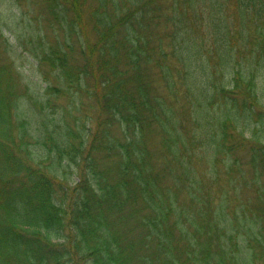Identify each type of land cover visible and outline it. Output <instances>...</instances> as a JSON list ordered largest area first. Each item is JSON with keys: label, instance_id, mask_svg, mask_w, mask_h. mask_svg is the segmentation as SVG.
Returning <instances> with one entry per match:
<instances>
[{"label": "trees", "instance_id": "16d2710c", "mask_svg": "<svg viewBox=\"0 0 264 264\" xmlns=\"http://www.w3.org/2000/svg\"><path fill=\"white\" fill-rule=\"evenodd\" d=\"M169 2L28 0L0 14L36 21L13 32L15 58L0 29V264H264V192L263 209L207 196L222 176L239 189L248 169L264 176L252 97L264 0Z\"/></svg>", "mask_w": 264, "mask_h": 264}, {"label": "rangeland", "instance_id": "374dc122", "mask_svg": "<svg viewBox=\"0 0 264 264\" xmlns=\"http://www.w3.org/2000/svg\"><path fill=\"white\" fill-rule=\"evenodd\" d=\"M23 3L25 5H28V0L24 1ZM20 4H21V1L18 2V0H0L1 17L7 16L11 11L12 12L18 11L19 6L24 7V8L26 7L25 5H20ZM169 4L172 5V0H170ZM167 10H171V7H168ZM29 11L31 12V10H29ZM230 22H231V20H230ZM35 23H36V21L34 19H18V20L0 19V29L2 28L3 33L6 32L7 35L10 37V39L15 44V43H17V40H16L15 36H13L12 32H14V33H17V31L21 32L20 28H22L24 25L27 29L28 28L27 24H29L31 26L32 24H35ZM232 24H235L237 27H241L242 29L244 28L243 23L241 25H239L240 22L238 23L237 19H234V22ZM6 27H9V29H5ZM42 35L46 39L52 41L53 32L51 30L42 31ZM237 36H238V34H237ZM17 45L18 44H15L14 49H12L14 51H17L14 53V58L20 53V48L19 47L17 48ZM30 61H32L31 58H30ZM17 63L21 64L22 59H17ZM32 63L34 64V62H32ZM21 68L24 71L25 75H27L29 78H33L36 81L38 79H40L39 75L37 74L33 65H29L26 58H25V64H23ZM252 70L254 71L255 77L258 76L255 79L254 84L256 85V87H257V84L259 86L258 87V89H259L258 93L256 91H253L252 97H253V99L258 100L257 103L260 106L259 110H264V94H262V93H264V67L260 66L258 63H255L253 65ZM257 74H259V75H257ZM261 89H262V92H261ZM64 98H65V96H61L59 98V101H63ZM255 110H257V109H255ZM31 111L35 112L34 117H36L38 114L40 116V114H41V109L37 105H32ZM250 134L251 133H249L248 136ZM91 142H92V144H94L93 139L91 140ZM153 148H154V150H153L152 154L150 155L151 158L149 159V161L151 162V165L157 164L155 169L162 170L163 168L161 166V162L164 160V157L162 156L163 152L160 151L161 147L158 144H154ZM162 151H164V150H162ZM247 151H244L242 153V157H243L242 159H244L245 162H246V160L248 162V158L250 157L249 152L246 153ZM94 153L95 154H101V153H103V150L95 148ZM160 156H162V159ZM166 159L169 160L168 158H166ZM158 161H160V162L158 163ZM248 171H250L251 174H248V176H247L248 178L245 179V182H247V184L241 185L243 188L239 189L238 186H235V183L233 181H229L230 184L227 183L226 177L222 176L220 180L216 181V184L214 185V187L210 186V190L207 188L209 190V193L207 194V196L212 195V197H215V196L221 195V193H220L221 191L227 190L228 195L230 196L232 204H233L232 207L236 206L237 208L242 209L244 206L247 208L255 207V209H259V208L263 209V207L260 206L262 204L261 200L263 198H261L259 196V194L261 192H264V176H261L260 183L256 184L255 180H254L255 177L252 174L253 173L252 169H248ZM249 175H251V176H249ZM59 177H61V175H59ZM110 177H111V179H114L113 181H115L119 178V176H115V175L114 176L111 175ZM67 178H68L69 182L72 183L71 185L75 184L76 181L78 180V176L75 173H68ZM69 182H67V183H69ZM205 183H209V181L205 180ZM239 204H243V205H239ZM125 208L127 209L128 206H126ZM237 208H236V210H237ZM134 218H135V216H133V219ZM132 221H134V220H132ZM239 242H241V241H239ZM182 247H184V243L179 242L177 245L178 250L176 251V254H174L175 258H173V257L172 258L178 260L181 263H184V261H186V258H187L186 257L187 253L182 250ZM257 257H258V255H257ZM187 263H189V264L191 263V260H189V258L187 260Z\"/></svg>", "mask_w": 264, "mask_h": 264}]
</instances>
